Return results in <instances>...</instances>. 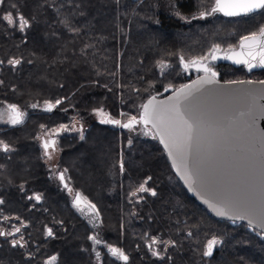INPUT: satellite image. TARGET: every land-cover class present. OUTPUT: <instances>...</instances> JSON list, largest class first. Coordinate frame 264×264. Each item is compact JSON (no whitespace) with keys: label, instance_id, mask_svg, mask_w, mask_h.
<instances>
[{"label":"trees","instance_id":"1","mask_svg":"<svg viewBox=\"0 0 264 264\" xmlns=\"http://www.w3.org/2000/svg\"><path fill=\"white\" fill-rule=\"evenodd\" d=\"M211 3L0 4V105L26 111L21 124L0 123V141L9 146L7 152L0 150V227L10 232L17 222L24 236L23 247L2 242L0 264H33L34 258L42 264L54 255L57 264H92L94 245L88 237L96 231L106 246L129 258L122 263L106 255L105 264H264V235L245 223L214 217L193 199L155 136H132L129 129L95 118L97 112L122 124L137 118L148 98L192 80L180 56L188 61L209 56L213 45L237 47L241 37L264 25L259 13L192 19ZM9 13L23 15L30 26L20 31L9 25L2 19ZM13 59L20 63L8 64ZM160 61L167 65L163 70ZM219 74L226 82L264 81V70L248 73L228 64L219 66ZM48 104L54 106L50 112L43 109ZM46 132L57 139L55 167L41 145ZM60 171L71 191L52 176ZM148 177L145 187L156 196L138 191ZM77 193L95 205L98 230L75 210ZM48 229L54 235L47 236ZM213 237L220 243L205 256Z\"/></svg>","mask_w":264,"mask_h":264},{"label":"snow or ice","instance_id":"2","mask_svg":"<svg viewBox=\"0 0 264 264\" xmlns=\"http://www.w3.org/2000/svg\"><path fill=\"white\" fill-rule=\"evenodd\" d=\"M5 0H0V4H3ZM119 3V0H116ZM201 4L205 3V0H200ZM15 7V5H13ZM215 13H222L227 17H239V16H254L255 14H264V0H212L211 7L207 8L205 11H200L199 15H193L192 19H204L207 16L213 15ZM177 15H180L177 12ZM183 19V17H181ZM9 25L18 27L20 31L29 25V20L23 15H15L9 13L2 17ZM190 22V21H188ZM67 26L66 21H62ZM240 48L248 50V56L252 59H256L259 55L260 59L258 63H252L248 59L236 58L235 63L248 65L249 71L254 67H264V25L259 26L256 31H253L240 39ZM219 51V45H213L212 50L209 53L212 59H216L215 53ZM243 52L239 54L242 56ZM230 58V57H226ZM208 59V56H202L197 59H191L185 61L183 56H180V63L183 65L184 69L187 70L190 66H195L197 71H203L208 74L192 84L182 85L180 88L175 90L174 96L170 98L169 101L164 102L161 105H156L153 101H149L148 104L142 105L143 113L141 114L140 120H137L133 116L127 123H121L119 120H104L103 123H111L119 125L122 128L133 129L136 123H142L145 127L151 124L154 128L161 132V143L165 144L168 149L169 156L173 158L174 167L183 168V175L187 182L190 184L196 183L193 172L187 166V158L191 155L194 143L198 146L200 141L201 132L209 126L208 119L206 118V113L200 110L198 106L192 103L195 93L200 92L205 85H213L216 83L214 79L216 77V72L212 71L207 64L204 63ZM3 61H0L2 64ZM20 61L18 59L9 60L8 64L13 67L18 65ZM161 70L165 69L167 65L160 61ZM2 83V81H0ZM230 83H245V82H230ZM247 83H252L248 81ZM259 83L264 84V81ZM165 91H168L166 88ZM261 98H264L262 96ZM61 101L57 100L56 104ZM35 107V105H33ZM52 105L49 104L47 111L52 110ZM10 109V123L13 125L21 124L23 122V113L19 111L16 105H9ZM242 117H246L244 121L245 132H246V152H247V168L249 174V182L243 192L239 195L237 202L242 207V213H237L236 216L230 217L233 219H248L249 224H253V215L258 216L261 222V226L264 227V130L257 128V121L264 119V104H257L255 98H252L248 105L246 112L240 113ZM63 127V126H62ZM167 136V139H165ZM83 138V137H81ZM52 146L55 145V141L50 142ZM49 142L44 143V148L47 150L50 146ZM129 144H131V139H129ZM0 150L5 152L9 151V146L0 141ZM180 155L184 163L182 165H177L175 163V158ZM51 158V157H50ZM200 161L196 160L194 165L197 169V175L200 170ZM121 172L124 171V164L120 163ZM61 181L64 180L63 174L60 176ZM151 177H148L144 183L139 186V192H151L152 196H156L155 190H151L145 185L148 183ZM209 179H211L209 177ZM67 187V184H65ZM71 191V189H69ZM218 195L221 196L228 202H232L236 197V194L229 190H220ZM38 200L39 197L37 196ZM80 195L76 196V203L80 202ZM3 201L0 200V204ZM91 208H95V205H90ZM219 215H229L225 210H220ZM19 232V229H16ZM0 235H4L0 232ZM48 235L52 236V230L48 229ZM88 239L93 240L94 243L99 244L100 241L95 236H90ZM153 239V243H155ZM220 241L215 237L207 242V250L204 252L205 256H211L213 247L219 244ZM19 244L18 241L13 240L12 246L16 247ZM23 247L22 244H19ZM114 256L127 262L128 256L124 254L123 251L117 248H109ZM153 255H157L153 252ZM99 256V253H97ZM56 257H52L55 260Z\"/></svg>","mask_w":264,"mask_h":264},{"label":"water","instance_id":"3","mask_svg":"<svg viewBox=\"0 0 264 264\" xmlns=\"http://www.w3.org/2000/svg\"><path fill=\"white\" fill-rule=\"evenodd\" d=\"M215 14H220L226 18H234L224 16L222 13ZM242 52L243 55L239 56ZM247 53L248 50L246 48L242 50L239 43L237 47L227 50L219 48V51L215 53L216 59L208 56V59L204 63L209 68L218 64H228L234 67H244L248 73L263 71L264 67L261 66L254 67L249 71L248 65L234 62L239 57L248 59L252 63H258L260 59L259 55L253 60ZM186 71L197 74L194 79L186 84H192L194 81L208 75L203 71H197L195 66H190ZM214 79L216 83L205 85L200 92L195 93L192 101L194 105L206 113V118L209 122V126L201 132L199 145L197 146L194 143L192 153L186 161L188 168L193 172L196 183L190 184L187 182L183 175V168L173 166V158L169 156L165 144L161 143L160 131L151 124L145 127L142 123H136L134 127L140 126L144 135L155 136L159 140L177 178L192 198L205 207L214 217L229 222L245 223L250 228L264 235V227L261 226L258 216L253 215L251 217L253 219V224L251 225L248 219L230 218L236 216L237 213H242V207L236 198L239 197L249 182L244 124L246 117H242L240 113L247 111L252 98H255L258 105L264 104V98H261L264 96V84L259 83L260 81L249 79L242 80L245 83H230L220 80L218 75ZM248 81L252 83H247ZM175 90H171L164 95H153L143 105L148 104L150 100L156 105H161L174 96ZM48 105L43 107L45 111H47ZM53 109L54 106L52 107ZM143 110L142 107L139 116L136 118L137 120H140ZM112 125L117 126L115 124ZM257 128L264 130V119L257 121ZM165 139H167V136H165ZM51 141H55L56 143V137L51 138ZM196 160L201 162L198 175L194 165ZM175 163L177 165L184 163L180 155L176 156ZM220 190L232 191L236 194V197L230 203L218 195ZM74 204L79 206L76 201ZM220 210L227 211L229 215H219L218 212Z\"/></svg>","mask_w":264,"mask_h":264},{"label":"flooded vegetation","instance_id":"4","mask_svg":"<svg viewBox=\"0 0 264 264\" xmlns=\"http://www.w3.org/2000/svg\"><path fill=\"white\" fill-rule=\"evenodd\" d=\"M220 65L221 64L214 65V66L211 67L212 71L216 72V74L218 75L219 79H220V74H219V66ZM189 75H192L191 77H193L192 79H194L197 74H195V72L189 71ZM23 118H24V115H23ZM9 124L12 125V123H10V121H9ZM53 137H56V136L50 135V134H43V135H41L40 140H41V145H42L44 154L46 156V161L49 163V165H52L53 167H55L56 163H57L58 151H57V139H56V143H55L54 146H52L51 143H50V139L53 138ZM46 141L50 143V146H49V148L47 150L44 148V143ZM61 174H63V176H64V180L63 181H61V179H60ZM52 176L54 177L56 183L58 185H61V187L63 189H66V190L70 189L69 184H68V182L66 180L65 173L63 171H60L58 173L54 172V173H52ZM65 184H67V187H65ZM77 194H74L72 196V203H73V206H74L75 210L80 215H82L90 223V225L93 227V229L98 230L101 224H100V219L97 216L98 214H97L96 210L90 207V205H92V204L89 203L83 196H81V194H79L81 196V199H80V202H79V206H76L74 203L76 201ZM93 210H94L95 214H97V215H92ZM0 220H2V219H0ZM12 226H14V227L11 229L10 232H7V230L6 231H2V228L0 227V232L4 233V235H0V238H4L3 239L4 241L0 240V246H2V242L3 243H11L12 244L13 240L18 241L21 244L22 238H24V236L22 235L23 233L21 231V227L18 226L17 222L12 223ZM16 229H19V232H17ZM46 234H47V236H49L48 235V231H47ZM92 236H95L100 241L99 244H96L92 240L93 245H94L93 251L95 253L94 262L92 264H105L104 261H105V259H107L106 255H109V257H108L109 260L110 259H115V260H118V261H120L122 263H126L125 261L119 259L118 257L114 256L111 252H109V248H113V247L106 246L105 242L100 238L98 231H96L95 234H92ZM156 252H157V250H156ZM97 253H99V256H97ZM52 257H56V259L52 260ZM52 257H50L49 259H46L45 262L42 263V264H57L59 256L58 255H54ZM32 261H33V264H38V263H36V259L35 258ZM127 262H128V260H127Z\"/></svg>","mask_w":264,"mask_h":264},{"label":"rangeland","instance_id":"5","mask_svg":"<svg viewBox=\"0 0 264 264\" xmlns=\"http://www.w3.org/2000/svg\"><path fill=\"white\" fill-rule=\"evenodd\" d=\"M189 76L191 77L192 75H189ZM191 78H193V77H191ZM249 80H252V79H249ZM173 90H175V89H173ZM17 108L24 114V118H25L26 117V111L22 108H19V107H17ZM104 117H105V114L103 112H97L95 114V118L100 120V121H104ZM9 121H10L9 105H6V104L0 105V123L9 124ZM71 130H73L74 132L76 131V125L75 124L71 127ZM129 133L132 136H135V135L143 134V131H142L140 126H136L133 129L129 130ZM45 134H48V132H46ZM50 135H53V133H50ZM148 136H150V135H148ZM92 215H97V214H95L94 210L92 212ZM98 218H99V216H98Z\"/></svg>","mask_w":264,"mask_h":264}]
</instances>
